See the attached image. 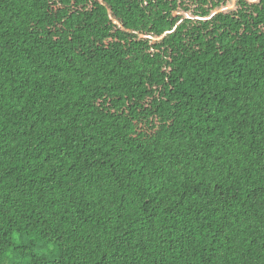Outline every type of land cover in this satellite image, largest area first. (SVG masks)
<instances>
[{"label": "trees", "instance_id": "trees-1", "mask_svg": "<svg viewBox=\"0 0 264 264\" xmlns=\"http://www.w3.org/2000/svg\"><path fill=\"white\" fill-rule=\"evenodd\" d=\"M0 264H264V0H0Z\"/></svg>", "mask_w": 264, "mask_h": 264}]
</instances>
